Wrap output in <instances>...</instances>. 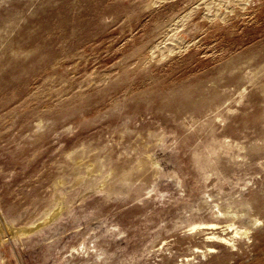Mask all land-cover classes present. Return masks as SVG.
<instances>
[{
	"label": "rangeland",
	"instance_id": "rangeland-1",
	"mask_svg": "<svg viewBox=\"0 0 264 264\" xmlns=\"http://www.w3.org/2000/svg\"><path fill=\"white\" fill-rule=\"evenodd\" d=\"M0 264H264V0H0Z\"/></svg>",
	"mask_w": 264,
	"mask_h": 264
}]
</instances>
